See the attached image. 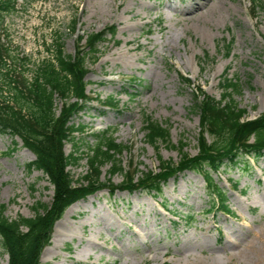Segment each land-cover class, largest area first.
Masks as SVG:
<instances>
[{
  "label": "rangeland",
  "instance_id": "obj_1",
  "mask_svg": "<svg viewBox=\"0 0 264 264\" xmlns=\"http://www.w3.org/2000/svg\"><path fill=\"white\" fill-rule=\"evenodd\" d=\"M112 26L117 33L99 47L101 59L89 61L85 80L89 97H113L118 106L94 102L73 118L82 129L64 150L81 159L69 167L77 184H88L82 181L87 154L104 132L128 147L121 160L126 171L136 167L138 177L158 173L160 158L178 163L180 142L187 145L184 153L198 155L197 91L221 100L225 78L240 81L234 100L249 119L264 114V0H16L0 21V37L11 67L31 81L43 63L56 59L60 38L65 54L74 56L86 46L79 36ZM62 106L57 99L59 111ZM145 115L170 129V145L147 143ZM15 142L0 133V205L11 219L33 217L37 203L51 207L54 189L42 172L28 170L35 156L20 138ZM246 161L214 174L227 192L230 215L208 211L200 174L172 177L160 194L112 195L124 176L111 177L106 165L100 181L108 186L66 210L40 264H264V157ZM8 262L0 244V264Z\"/></svg>",
  "mask_w": 264,
  "mask_h": 264
},
{
  "label": "trees",
  "instance_id": "obj_2",
  "mask_svg": "<svg viewBox=\"0 0 264 264\" xmlns=\"http://www.w3.org/2000/svg\"><path fill=\"white\" fill-rule=\"evenodd\" d=\"M15 1L0 0V21L15 10ZM76 24V21L72 24L73 31L77 29ZM116 33L112 26L99 33L87 34L86 38L79 36V42L85 39L86 46L79 48L74 56L65 54L60 38L56 43V59L43 63L31 81L22 74L17 75L16 68L11 67L10 49L0 37V133L9 135L14 143L15 138L21 139L23 147L35 156L28 170L42 172L54 189L51 207L37 203L33 217L11 219L6 215L7 205H0V244L9 257L8 264H40L43 249L51 243L54 225L66 210L108 186L100 181L102 168L106 165H110L111 177L124 176L122 184L110 190L112 195L117 190L160 194L170 178L188 171L200 174L207 183L211 203L208 211L230 215L233 213L227 205V192L214 174L229 164H248L246 157H264V114L249 119L248 111L234 100V94L241 90L240 81L225 78L221 100L207 96L202 89L197 91L194 108L200 114L198 155L191 157L184 153L187 145L180 142L181 160L178 163L160 158L158 173L141 172L138 177L137 168L133 173L126 171L121 160L128 147L118 143L113 134L108 136L104 132L97 135V147L87 154L89 171L82 181L88 184H77L69 167L76 166L81 159L76 153L67 155L64 147L77 139L82 128L72 120L88 105L97 102L101 108L109 110L118 106L113 97L106 101L89 97L85 80L89 74V61L101 59L103 52L99 47L107 41V36L114 38ZM232 44L225 45L228 55ZM209 60L205 55L204 61ZM57 99L63 105L60 111ZM143 127L148 144L170 145V129L152 116L145 115ZM207 137H212L213 141L209 142Z\"/></svg>",
  "mask_w": 264,
  "mask_h": 264
},
{
  "label": "bare ground",
  "instance_id": "obj_3",
  "mask_svg": "<svg viewBox=\"0 0 264 264\" xmlns=\"http://www.w3.org/2000/svg\"><path fill=\"white\" fill-rule=\"evenodd\" d=\"M198 10H200V9H198ZM98 192H99V191H98ZM132 192H133V191H132ZM53 230H54V228H53ZM60 233H61L60 230H59L58 228H56L54 234H55V235H56V234L59 235ZM262 240H263V239H262ZM257 242H258V241H257ZM261 244H262V243H261ZM253 247H255V246H253ZM250 248H251V247H250ZM255 248H256V247H255ZM261 248H262V247H261ZM263 248H264V246H263ZM261 256H262V255H261Z\"/></svg>",
  "mask_w": 264,
  "mask_h": 264
}]
</instances>
